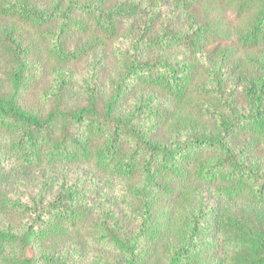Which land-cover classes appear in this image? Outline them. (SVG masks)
Segmentation results:
<instances>
[{"label":"trees","instance_id":"obj_1","mask_svg":"<svg viewBox=\"0 0 264 264\" xmlns=\"http://www.w3.org/2000/svg\"><path fill=\"white\" fill-rule=\"evenodd\" d=\"M201 5L219 14L199 16ZM140 9L138 37L112 54L100 108L107 57L95 49L135 10L110 0H0L12 66L0 93V184L13 170H43L35 194L0 196L19 219L0 227V264H147L155 246L162 264H199L221 241L208 196L264 203V0H144ZM40 56L53 64L37 88L44 112L19 102L35 89ZM73 89L85 105L61 108ZM114 194L133 223L124 242L109 223ZM71 236L88 250L57 244ZM252 243L238 264H264V235Z\"/></svg>","mask_w":264,"mask_h":264},{"label":"rangeland","instance_id":"obj_2","mask_svg":"<svg viewBox=\"0 0 264 264\" xmlns=\"http://www.w3.org/2000/svg\"><path fill=\"white\" fill-rule=\"evenodd\" d=\"M114 2H119L126 9H134L135 12L131 16H123L122 21L119 25V31L113 40H105L104 45L95 49V51H101L106 55L104 75L102 76L103 89L102 94L99 99V107L103 105V99L106 95V88L104 84L107 78L110 76L111 71L114 68V58L116 47L124 48L126 43V37L135 39L138 37V28L141 25V12L140 4H143L144 0H110V4ZM208 15H217L219 10L214 6L201 5L196 9V13L199 16H204V13ZM137 35L136 37H134ZM1 36V34H0ZM35 40L34 36H31ZM83 40H78L77 44H82ZM71 42V41H70ZM3 44L0 42V93H7L9 89V73L12 70V66L3 50ZM41 67L37 76L35 89L33 91H23L19 96V102L21 105L26 107L35 108L44 112L49 105L44 102V100L38 94L37 88L42 87L48 80L50 67L53 65L49 60L45 59L44 56H40ZM75 82L80 78L84 67L85 60H81L79 63L73 64ZM74 90V95L67 97V100L60 104L61 108L73 110L74 108H79L85 105L83 97L77 94V90ZM51 102V103H50ZM49 103L53 105L51 100ZM77 170L73 169L72 172L76 173ZM40 169H30L28 172H21L18 170H13L10 177L3 183L0 184V196L5 195V193L19 194L27 190H31L36 193L39 187L40 178L38 174L42 173ZM54 173L53 183L59 179V173ZM42 177V176H41ZM57 184V183H56ZM114 206L110 209L113 220H111L110 227L113 233L121 240L125 241L131 233L133 232V223L129 216L125 213L122 208V201L117 195H113ZM95 199V196L93 197ZM91 199V200H93ZM193 201L192 198H190ZM95 202V200L93 201ZM208 202L216 206V214L213 219L216 227V238L221 240L218 243L215 250L210 254L201 258L199 264H238L241 259L248 258L250 252H253L252 240L256 235H264V203H247L243 201L237 202H218L212 196H208ZM172 214H178V219L180 220L182 207L179 204L173 205L171 207ZM19 219L10 214L8 210L0 205V227L7 224V222H12L15 225H19ZM16 227V226H15ZM172 229L167 231L165 239H172L173 234ZM215 237V236H214ZM222 237V239H221ZM215 238V239H216ZM66 248H71L73 250H83L85 253L89 246L87 242L82 237L71 236L65 237L60 243ZM156 247V248H155ZM152 252L151 260H148L147 264H162L161 254L159 252L158 246H155ZM34 249L27 247L26 254L29 256L34 255ZM108 255V253H104ZM16 256H14L15 259Z\"/></svg>","mask_w":264,"mask_h":264}]
</instances>
